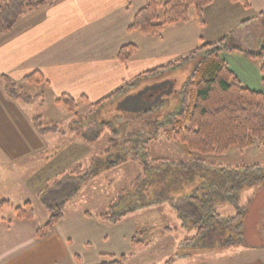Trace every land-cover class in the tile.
I'll return each instance as SVG.
<instances>
[{"label": "crops", "instance_id": "0c3cea01", "mask_svg": "<svg viewBox=\"0 0 264 264\" xmlns=\"http://www.w3.org/2000/svg\"><path fill=\"white\" fill-rule=\"evenodd\" d=\"M244 1L245 4L214 0L203 9V26L191 15L187 22L168 26L160 35L149 36L137 30H128L135 14L145 5V0H54L51 6L26 10L11 31L0 35V76L6 75L18 85L23 83L25 75L38 71L47 81L41 85L53 95V102L60 94H67L76 101L77 110L80 103L87 107L86 114L97 109L115 115L165 113V123L160 125L159 121L156 122L163 132L179 108L181 90L191 74L187 72L182 85L176 88L173 72L182 69L186 63L164 70L159 76L145 77L142 86L140 83L144 78L135 80L148 70L184 57L202 43L225 37L227 45L220 52L221 58L244 86L264 93L260 73L262 62L259 57H254L261 49L264 52V41L260 40L256 46L252 44L264 25V21L260 20L264 19V16L261 17L264 0ZM129 44L136 47V52L126 63H121L117 52ZM256 48V51L252 50ZM123 84L130 85L120 97L108 101L111 106L103 104L97 109L92 106ZM174 91L177 103L171 107L170 98ZM146 94L156 97V102L162 97L165 100L163 103L150 100L147 105L141 106L140 98L146 97ZM132 97L135 105L125 107L124 102ZM165 105L168 107L166 110ZM157 106L161 108L156 109ZM24 109V105L6 96L0 81V150L11 160L24 156L37 159L34 166L37 175L31 178V182L35 183L36 197L41 191L46 202L55 204L63 200V197H57L59 187L72 190L75 186L72 193L76 189L77 194L66 204L63 218L49 236L39 239L34 233L28 239L29 245L1 264H98L104 261L101 257L103 253L127 254L134 225L129 236L124 237L126 248L123 246L115 250L107 246V233L110 231L99 232L96 227L100 224L94 222L89 212L84 213L91 216L77 214L76 219L81 224L78 227H75L77 223L69 227L66 218L68 205L72 206L79 192L84 193L90 184L83 181L74 185L75 178L89 167L88 163L86 166L78 164V158L84 156V160L93 163L102 155L111 153L107 147L112 138L120 136L119 124L115 122L118 126L114 129L110 121H88L85 137H69L64 142L49 146L44 137L56 135L40 136L32 125L33 115L27 114ZM105 129L110 132L105 134L101 153L94 149V144L98 143ZM158 136L159 132L155 131L151 138ZM115 146L116 142L113 152ZM131 152L130 159L133 161L138 151L132 149ZM153 155L152 151L153 159H165ZM100 227L104 229V226Z\"/></svg>", "mask_w": 264, "mask_h": 264}, {"label": "rangeland", "instance_id": "374dc122", "mask_svg": "<svg viewBox=\"0 0 264 264\" xmlns=\"http://www.w3.org/2000/svg\"><path fill=\"white\" fill-rule=\"evenodd\" d=\"M191 15H193L192 9ZM260 20L264 21V19ZM260 40L264 41V25L260 27L252 44L256 46ZM252 50L256 51L257 48ZM193 65L194 62L189 61L182 69L173 72L176 88L182 85L187 72L188 75L191 73ZM143 80L145 78L141 80L140 85H143ZM41 84L43 83L31 85L24 81L18 84L29 95L40 92L44 95L42 106L36 104L31 107L24 106L25 112L33 116L41 115L43 123L61 124L64 128L71 126L75 114L69 112L64 105L54 103L53 95L46 91ZM140 85L138 86L140 87ZM146 95V97L140 98L141 106L147 105L150 100H156L155 97L151 98L148 94ZM160 99L155 103H163L165 100L163 97ZM170 102L171 107L177 103L175 91ZM135 103L132 97L124 102V106H133ZM104 104L107 107L111 106L108 101ZM86 108L80 103L76 111L77 116L84 117L89 121H110L114 129H116L115 126H118L115 124L117 122L121 127V133L120 136H116L114 152L112 149L111 153L102 155L93 163L84 160V156L78 158V164L86 166L88 163L89 167L86 172L75 178L74 185H80L83 181H88L90 184L84 193L79 192V196L73 201L72 206L68 205L66 209L69 227L74 223H77L75 227L80 226L81 224L76 219L77 214H85L84 212L87 211L93 215L94 222L104 226L105 230L100 226L96 227L99 232L110 231L107 233V246H112L115 250L122 249L123 246L126 248L127 243L124 237L129 236L133 225V228L145 224L152 225L157 229L165 225L173 228V231L168 234L156 236L148 245L135 248L130 245L129 250L125 253L129 255L132 252L134 255H130L125 264H264V142L244 150L231 149L222 154L201 155L195 152L188 154L184 145L168 140L164 135H161L163 134L162 129L158 128L159 125L156 122L159 121L160 125L164 124L165 113L155 112L151 116L115 115L97 109L86 114ZM160 108L161 106L156 107V109ZM167 108L165 105L164 109ZM107 130L105 129L104 134L100 136L98 143L94 144V149L101 153L105 134L110 132ZM155 131L159 132V136L152 139ZM69 137H75V134L68 132L64 136H46L44 142L48 145L59 144ZM146 145L149 146L150 152L153 151L155 154L153 156L165 158L163 168L166 175L169 171H176L178 182L184 180L185 176L188 178V175H197L187 184L189 188H184L186 192H190L192 186L202 181L203 189L196 192L198 197H201L202 193H206L212 186L207 194L208 205L212 211H216L220 215L222 222H219L227 229L225 235L222 234V238L224 237L227 242L221 243V238L218 237L221 235L210 233L203 234L204 237L201 236L186 243L185 238L195 236L197 229L189 223L191 218L185 216L183 212L181 213L180 210L183 206L180 205L182 203L178 204L176 208L175 202H173L176 195L174 190L167 192L165 195L167 199L161 200V202L151 203L144 193L142 198L134 193L133 199H130L134 190L132 183L140 172L138 160L130 159L133 155L131 150L137 149L139 160L146 159L144 155ZM89 147L93 148V145ZM119 158H125V162L118 163ZM143 162L147 163V161ZM178 162H182L183 166L180 167ZM36 163L37 159L34 160L27 156L11 160L0 150V200L6 199L9 202V204L0 207V264L14 257L16 253L21 252L20 250L29 245L28 239L34 236L35 228L41 227L47 221L48 213L41 207L34 190L35 183L31 182L33 180L31 178L37 175L34 169ZM242 166L245 170H241ZM236 173L242 178L243 183H240V178L236 181V185L239 186L240 183V187L230 189V187H220L219 184H213L214 186L206 184L209 187L205 188V182L212 179L211 175L220 182L226 179L227 175ZM150 174L151 177H154L156 172L153 171ZM58 181H61L60 177ZM72 187L74 189L75 186ZM72 190L59 187L57 197L64 199L72 193ZM157 190L163 192L160 186ZM119 192L123 194V199L116 200L114 197ZM236 195H238L237 203L231 202V198H235ZM220 197H227V199H220ZM113 201L115 205L112 211L117 214L124 213L121 222L116 225L104 223L97 217L99 214L109 212L108 203L111 204ZM25 202H30L34 210L33 218L30 221L20 220L16 217L15 207H20ZM208 205L207 207H209ZM236 206L237 209H235ZM236 213L239 214V219L231 223L230 218L236 216ZM217 221L213 217L210 223L219 230L218 224L220 223ZM92 227L94 226L92 225Z\"/></svg>", "mask_w": 264, "mask_h": 264}, {"label": "trees", "instance_id": "16d2710c", "mask_svg": "<svg viewBox=\"0 0 264 264\" xmlns=\"http://www.w3.org/2000/svg\"><path fill=\"white\" fill-rule=\"evenodd\" d=\"M214 0H145V5L138 10L133 17L129 31L137 30L149 36L160 35L161 32L168 26L184 23L191 17V9L197 22L203 26V9L210 5ZM233 2H241L245 4L244 0H232ZM54 0H0V35L9 32L20 21L26 10L51 6ZM161 12V13H160ZM264 16V12L261 17ZM227 42L225 37H221L213 42L202 43L197 49L193 50L184 57L178 58L165 66H160L144 72L139 75L135 81L140 78L159 76L162 71L181 66L189 61H193L194 65L191 74L185 81L181 90V97L179 99V108L174 113L169 122L164 128V135L168 140H172L184 145L188 154L198 153L201 155L222 154L231 149L244 150L255 144H262L264 142V93L255 91L244 86L237 76L229 69L225 61L221 58L220 52L226 49ZM136 52L134 45L122 46L117 52V59L121 63H126ZM262 60L260 65L261 83L264 88V52L261 49L258 55ZM25 83L37 85L46 83L47 81L38 71H33L25 75L22 79ZM0 81L6 96L21 105L42 106L44 95L42 92L29 95L23 89L15 84L8 76L1 75ZM130 84H123L116 90L103 97L99 101L92 104L96 109L103 105L106 101L118 97ZM156 98V97H155ZM56 104L64 105L69 112L75 114L71 126L67 128L62 127L61 124L43 123L41 115L37 114L32 117L31 122L40 136L45 135H61L64 136L68 132L75 134V137L83 138L86 135L85 124L89 121L84 117H79L76 114L77 103L71 96L67 94H60L55 98ZM154 102H156L154 100ZM91 113V112H90ZM78 118V119H77ZM75 124V125H73ZM73 125V126H72ZM116 139H111L107 151L112 150ZM144 149L146 159L139 160L137 153L135 161L138 160L140 165V172L132 183L133 194L130 199H133L134 193L140 198L147 195L152 202H161L167 199L165 197L167 192L174 190L175 206L182 203L180 206L181 213L191 218L189 222L197 229L195 236L185 238V242L193 241L203 234L216 233L221 238V243L227 242L222 238L225 235L226 227L221 226L222 219L216 211H212L209 204L208 193L212 186L208 188L206 193H202L198 197L197 191L203 189V182L192 186L193 193L186 192L184 188H189L188 183L193 180V176L188 175L184 180L178 182L177 172L169 171L167 173L163 168L165 159H153L149 146ZM122 159V158H119ZM118 159L119 162H124ZM147 161V163L143 162ZM96 162V160L94 161ZM114 163V162H113ZM110 163V164H113ZM180 167L182 162H178ZM176 168V167H174ZM241 170L244 167H241ZM172 169V168H171ZM223 169V168H222ZM80 168L77 169L79 171ZM155 171L154 177L150 173ZM172 172V173H171ZM229 173V170H228ZM238 173V172H237ZM227 175L226 179L217 181L212 175L209 182H205V188L209 187L206 184L217 185L220 187L237 188L240 187L242 178L239 174ZM84 175V174H83ZM197 176V175H196ZM225 178V177H224ZM240 178L239 186H237V179ZM213 185V186H214ZM162 187L163 192L157 190ZM234 188V189H235ZM77 191L75 190L68 197H65L60 202L50 204L46 202L41 191L37 193L38 200L41 207L48 213L47 221L35 229V236L43 239L51 234L53 228L63 218V213L66 204L71 201ZM123 194L119 192L115 199H123ZM227 197H220L224 199ZM238 195L231 198V202L237 203ZM229 200V199H228ZM9 204L7 200H0V205ZM234 204V203H233ZM114 201L108 205L109 212L99 214L97 217L110 224L118 223L124 213L117 214L112 211ZM207 205L209 207H207ZM237 209V206L235 207ZM177 211V209H176ZM16 217L20 220H32L34 210L30 202H25L20 207H15ZM87 216H91L86 213ZM186 217V218H187ZM218 220L220 224L219 230L215 229L210 223L212 218ZM239 214L230 218L231 223L236 221ZM173 228L163 226L161 228L153 227L152 225L135 226L132 237L130 238V245L132 248L148 245L156 236H161L170 233ZM227 236V235H226ZM224 240V241H223ZM126 254L115 255L111 253H103L101 257L104 261L98 264H125L128 257ZM167 264V263H166Z\"/></svg>", "mask_w": 264, "mask_h": 264}]
</instances>
